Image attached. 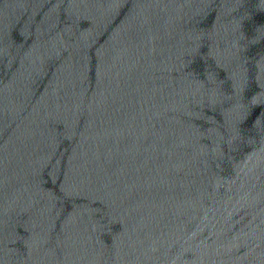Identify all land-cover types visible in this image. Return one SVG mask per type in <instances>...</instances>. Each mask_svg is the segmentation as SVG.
<instances>
[{
  "label": "water",
  "instance_id": "obj_1",
  "mask_svg": "<svg viewBox=\"0 0 264 264\" xmlns=\"http://www.w3.org/2000/svg\"><path fill=\"white\" fill-rule=\"evenodd\" d=\"M0 264H264V0H0Z\"/></svg>",
  "mask_w": 264,
  "mask_h": 264
}]
</instances>
